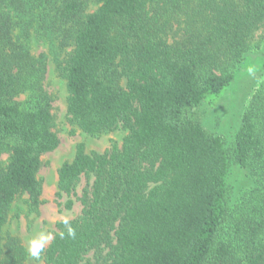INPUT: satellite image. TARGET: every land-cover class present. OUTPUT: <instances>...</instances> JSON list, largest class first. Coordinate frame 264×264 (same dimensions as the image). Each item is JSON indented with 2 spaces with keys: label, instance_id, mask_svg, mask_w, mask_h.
Listing matches in <instances>:
<instances>
[{
  "label": "trees",
  "instance_id": "trees-1",
  "mask_svg": "<svg viewBox=\"0 0 264 264\" xmlns=\"http://www.w3.org/2000/svg\"><path fill=\"white\" fill-rule=\"evenodd\" d=\"M94 1L89 11L91 0H0V156L10 151L0 166V264L29 256L2 232L20 194L42 204V155L60 144L46 55L32 53L34 38L55 34L73 46L63 68L71 120L88 135L128 132L104 152L79 142L60 166L57 195L82 210L69 219L75 239H61L57 223L46 263L264 264V79L230 144L188 113L254 59L264 71V35L254 40L264 0Z\"/></svg>",
  "mask_w": 264,
  "mask_h": 264
},
{
  "label": "rangeland",
  "instance_id": "rangeland-1",
  "mask_svg": "<svg viewBox=\"0 0 264 264\" xmlns=\"http://www.w3.org/2000/svg\"><path fill=\"white\" fill-rule=\"evenodd\" d=\"M97 6L98 4L91 0L88 10L92 11ZM262 35H264V27L257 32L254 40L261 41ZM54 36V38H34L32 53L38 56L43 52L46 55L43 83L52 97L53 129L60 138V144L55 150L42 155V166L38 172L42 185V204L38 208H32L28 195L20 194L11 205L9 218L2 232L4 241L15 237L26 249L29 239L37 236L41 231L51 232L54 236L59 221L64 217L75 218L82 210L80 201L75 200L73 207L68 209L65 206L67 197L60 198L57 195L59 168L65 161L73 159L77 144L84 142L88 152H104L114 142L121 145L128 132L125 129H115L88 135L71 120L67 112L69 93L63 68L73 46L64 44L62 34ZM262 60L263 58L260 57L251 61L219 97L212 100L205 99L200 105L190 107L189 115L200 120L208 130L223 134L227 144L232 143L240 124L241 113L264 79V71L258 73ZM26 98L27 93H23L18 99L24 101ZM9 156L10 151H5L0 156V166L8 163ZM233 182L238 186L244 182L238 170L237 174L236 172L233 174ZM85 184L86 180L83 177L77 188L79 194ZM241 189L243 188H238V191ZM87 258L94 261L93 253L87 254ZM24 264L47 263L41 256L36 260L29 255Z\"/></svg>",
  "mask_w": 264,
  "mask_h": 264
},
{
  "label": "clouds",
  "instance_id": "clouds-1",
  "mask_svg": "<svg viewBox=\"0 0 264 264\" xmlns=\"http://www.w3.org/2000/svg\"><path fill=\"white\" fill-rule=\"evenodd\" d=\"M62 223L65 226L66 232L62 231L59 233L60 238H65L67 235L68 238L75 239L76 230L70 224V221L67 217L62 219ZM53 234L51 232L41 231L37 236L31 238L27 242V252L28 254L36 260L40 259L41 253L45 249V247L51 242L53 239Z\"/></svg>",
  "mask_w": 264,
  "mask_h": 264
}]
</instances>
